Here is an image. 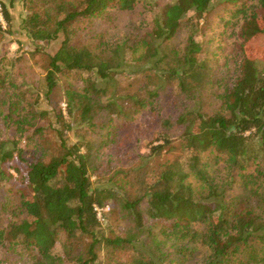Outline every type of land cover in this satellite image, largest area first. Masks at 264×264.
Returning a JSON list of instances; mask_svg holds the SVG:
<instances>
[{"label": "trees", "instance_id": "16d2710c", "mask_svg": "<svg viewBox=\"0 0 264 264\" xmlns=\"http://www.w3.org/2000/svg\"><path fill=\"white\" fill-rule=\"evenodd\" d=\"M139 1L42 0L21 29L32 41L63 35L45 75L35 81L20 71L21 58L0 57V187L12 185L20 211L3 225L0 205V264H11V254L26 264H99L102 254L114 255L112 264H264V57L247 47L264 39V0L241 26L239 75L216 96L211 69L196 58L195 25L181 52L169 43L184 18H200L213 0H175L143 35L71 43L77 21L131 11ZM11 5L0 0V36L11 34ZM72 72L87 77L80 89L62 87L65 116L52 101ZM146 108L164 131L145 161L122 166L113 123ZM22 140L35 142L30 163ZM174 149L176 159L153 162ZM206 154L217 155L214 163L221 156L219 175L202 161ZM95 207L116 217L108 236Z\"/></svg>", "mask_w": 264, "mask_h": 264}, {"label": "rangeland", "instance_id": "374dc122", "mask_svg": "<svg viewBox=\"0 0 264 264\" xmlns=\"http://www.w3.org/2000/svg\"><path fill=\"white\" fill-rule=\"evenodd\" d=\"M41 1L12 0V5L9 7L12 19L11 34L0 36V57H5L8 60L21 58L18 63L20 71L31 73L35 81L45 75L49 58L53 57L64 38L63 35H59L56 40L32 41L21 29L23 19L37 10L41 5ZM67 1L76 4L79 0ZM174 1L140 0L131 11H119L110 8L97 17L79 20L71 26V43L92 46L97 43V40L101 39L114 42L127 34L143 35L151 29L153 20L160 15L163 9ZM4 2L9 4L10 0H4ZM259 9V0H213L208 10L200 18H193L189 22H187V18H184L175 37L170 40L169 43L172 48L181 52L186 46L190 26L195 25L197 32L194 34V39L201 49L196 58L209 66L213 77L209 93L216 96L234 85L242 61L239 51L241 26L252 13L259 11ZM3 29H5L4 23ZM247 47L249 52L251 51L250 54L259 58L260 56L264 57V39L261 38ZM86 77L85 74L72 72L59 79V88L52 104L57 109L61 108L65 116L67 114L62 87L68 85L80 89L83 87ZM125 77H127L125 74L119 75L122 82L125 81ZM168 99H170V94L163 98L164 101ZM48 104V101L42 99L40 108L49 110ZM65 118L67 119V117ZM113 124L111 129L114 132L113 137L116 141L117 149H115V152L117 153L118 164L122 166H134L142 161V157L145 161L144 158L149 154L150 148L158 144L160 132L164 131L161 120L158 117L155 118L148 108L143 109L132 120H116ZM48 134L50 135V132ZM68 137L70 142L75 140L71 133L68 134ZM44 139L43 135L40 136V133H38L35 140L40 143L39 146H42ZM34 144L35 142L27 144L23 140L20 143V146L24 149L22 157L27 163H30L36 155ZM179 156V151L174 149L163 153L158 158L154 157L153 162L157 161V164L160 165ZM215 156L217 155H203L202 161L206 162L212 173L219 175L224 164L221 156H218L217 163H214ZM10 173L13 174L14 172L10 171ZM96 179L97 176L95 175L91 177L93 183L96 182ZM189 181L194 185L196 183L192 175H190ZM11 186L7 183L0 187V205H5V210L1 213L3 225L16 219L20 212L17 211L19 207L18 194ZM97 186L98 184H93V187ZM106 208L108 210L101 212V218L98 221L101 223V233L108 236L110 232L116 230V217L111 214L110 207ZM195 227H200V225L195 224ZM160 228H162L161 224L155 226L156 231ZM62 239L63 235L60 234V243ZM60 243L57 244L55 253H60ZM113 257L114 255L102 254L99 264H112L110 260ZM3 259H6L5 255L0 252V260ZM26 259V256L18 257L11 254L9 262L11 264H26Z\"/></svg>", "mask_w": 264, "mask_h": 264}, {"label": "built area", "instance_id": "2783aa9c", "mask_svg": "<svg viewBox=\"0 0 264 264\" xmlns=\"http://www.w3.org/2000/svg\"><path fill=\"white\" fill-rule=\"evenodd\" d=\"M0 20H1V15H0ZM103 210H108V208L100 209V208H98V207H95V211L97 212V219H98V220H100V218H101V212H102Z\"/></svg>", "mask_w": 264, "mask_h": 264}]
</instances>
